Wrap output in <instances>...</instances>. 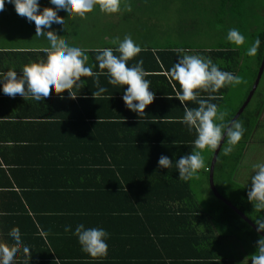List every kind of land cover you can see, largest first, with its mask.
Listing matches in <instances>:
<instances>
[{
	"label": "trees",
	"instance_id": "obj_1",
	"mask_svg": "<svg viewBox=\"0 0 264 264\" xmlns=\"http://www.w3.org/2000/svg\"><path fill=\"white\" fill-rule=\"evenodd\" d=\"M247 1L218 0V3L223 6L229 3V10L232 7L235 13L237 7ZM39 3L41 9L52 7L48 0H39ZM223 6L215 8L223 11ZM148 9L151 8L146 5L142 11L149 12ZM99 14L98 8L83 19L66 18L60 13L65 20L62 26L74 31L92 22L96 24ZM34 30V22L29 23L19 16L5 0L4 10L0 11V41L13 39V35L16 37L19 33L32 35ZM250 35L252 41L261 40L257 54L253 56L258 67L252 85L239 107L223 121H218L220 123H228L234 118L247 99L261 66L264 23L257 25ZM242 52L229 46L204 50L176 47L161 52L142 50L127 65L133 66L142 60L145 79L150 81L149 90L155 92L153 102L144 110L145 116L138 117L125 107L122 89L112 93L117 95L115 100L105 96L106 101L103 98L94 101L105 103L104 107L98 115L88 114L96 121L89 120L92 121L90 124L84 122L81 127L75 124V132L80 134L78 138L67 135L70 127L66 120L54 124L56 137L42 136L38 141L27 137L15 151L13 163L18 168L15 166L9 176L0 171V243L11 246L7 234L12 228H19L22 246L31 249L29 259L21 251L15 264H56L57 258L59 264H227L225 253L218 250L229 245V238L244 249L249 248L254 255L261 236L217 198L206 207L195 195L194 177L187 181L178 179L175 160L193 150L196 132H189L181 122L183 107L175 98L179 84L170 83L167 76L178 55L211 59L220 70L237 76ZM5 53L0 52V62L5 60L8 54ZM113 54L119 55L114 50ZM85 55L88 57L86 66H91L95 73L106 72L96 65V50ZM173 84H176L175 90ZM258 90L259 87L238 119L245 129L241 140L228 155L224 154L223 145L214 176L218 192L254 224L259 213L247 199L249 187L239 183L236 175L246 147L261 125L264 91L258 93ZM196 91L199 95L185 103L198 107V100L208 99L211 95L214 99L210 102L222 112L231 85L215 93ZM76 113L80 114L78 117H86ZM53 131L54 128L48 127V133L54 134ZM56 148L63 154H56ZM25 150L33 154L28 153L24 156H29L27 159L19 161ZM212 150L214 153L215 149ZM161 155L173 161L168 169L158 168ZM50 163L46 172L42 164ZM210 165L211 162L205 168L208 186ZM3 176L6 181L2 182ZM197 181L199 183V179ZM25 197L32 198L31 210L24 203ZM260 215H264V210ZM78 224H84L86 228H103L109 233L106 255L91 257L81 251L77 237L73 235ZM68 226L70 230L65 231Z\"/></svg>",
	"mask_w": 264,
	"mask_h": 264
},
{
	"label": "clouds",
	"instance_id": "obj_2",
	"mask_svg": "<svg viewBox=\"0 0 264 264\" xmlns=\"http://www.w3.org/2000/svg\"><path fill=\"white\" fill-rule=\"evenodd\" d=\"M14 7L15 12L34 22L35 37L45 38L51 42L50 50L47 51L46 62L31 63L20 69L21 75L15 70L0 71V92L15 98L19 95L24 101H35L47 106L53 93L63 98L61 94L67 90L68 97L75 99L74 88L79 89L84 84L81 78L85 76L99 75L93 73L91 67L86 66L88 57L83 54L79 47L70 46L51 30L55 24L62 26L66 18H86V14L94 9H99L104 14H114L120 10L121 0H48L52 7L41 9L39 0H7ZM5 0H0V11L4 10ZM63 14V17L60 15ZM225 39L236 46L244 43L245 37L237 28H230ZM261 45L260 38H256L246 49V55L255 56ZM141 47L130 36H125L119 41L114 55L111 48L97 49L95 61L98 69L106 70L108 83L123 86L122 100L125 107L136 113L138 117L145 116V108L150 105L155 96L150 91V81L145 79L146 73L142 68L143 61L138 60L135 65L128 66L127 62L141 52ZM182 51V50H181ZM170 83L175 81L179 84L175 98L183 107L184 115L181 122L188 131L195 130L196 138L192 142L193 150L175 160L178 179L187 181L197 175L198 170L204 166L202 151L216 149L223 140L224 154L228 155L233 147L241 140L245 129L238 120L228 123H220L224 120V113L218 112L217 105L211 103L214 99L211 95L208 99L197 101L198 107H191L186 101L194 100L198 91L215 93L226 85L240 83V77L231 72L220 70L211 59L202 58L198 55H178L177 62L167 71ZM127 86L124 88V86ZM176 89V84H173ZM107 90L99 87L92 93L94 98ZM173 161L166 155H161L157 161L158 168L168 169ZM254 173V175L252 174ZM250 175L251 186L247 191V199L259 213L254 220L257 232H264V163L252 166ZM70 226L65 228L69 231ZM12 245L0 243V264H15L17 257L23 252L26 258H30V248L22 246L19 228H12L8 232ZM73 235L77 237L81 251L91 257L104 256L107 254V239L109 233L103 228H86L84 224H78ZM252 264H264V236L256 242V252L249 257ZM248 259V260H249ZM248 260L246 264H248ZM59 264V258L56 260ZM245 261V260H244Z\"/></svg>",
	"mask_w": 264,
	"mask_h": 264
},
{
	"label": "crops",
	"instance_id": "obj_3",
	"mask_svg": "<svg viewBox=\"0 0 264 264\" xmlns=\"http://www.w3.org/2000/svg\"><path fill=\"white\" fill-rule=\"evenodd\" d=\"M129 6L131 7V12L128 14L130 22H132L131 19H134V22L141 23L139 19L142 17V14H139L138 10L143 7V4H129ZM119 13H121V10H119ZM100 19H103L102 22L108 23L113 19V17L112 14L103 13L100 15ZM135 24L133 25L135 26ZM89 26L90 24H88L87 28L74 31L68 26L56 25V28L52 27L51 30L56 31V34L61 36L60 38L67 42L70 46L79 47L84 55L89 53L91 50L94 51L103 48H111L112 50L116 51L119 41L123 40L125 36H130L132 40L141 47L142 50L161 52L176 48L174 44L161 46L160 44L156 45L155 43H152L154 36L149 33L147 28L144 29L145 26L141 28L136 27L137 31H134L132 34L125 33L122 36H120V31L117 32L119 35L115 36L114 31L107 30L106 32L104 31V34H101V37L98 38H89L85 36L86 32L90 29ZM34 35L35 30L33 31L32 35L28 33H19V35L14 37L15 39L18 37H25V40L22 41L24 46L18 45V43L15 45H6L5 47H0V52L8 53L4 58L5 60L0 62V71L6 72L7 70L12 69L15 70L19 76L21 75L20 69H22L25 65L46 62V50H50L51 42L43 37L37 38ZM150 41L151 43H149ZM17 53L21 55L15 56ZM85 63L87 64L88 62L86 61ZM93 73L95 74V71H93ZM81 79L85 81V83L81 84L79 89H73L77 95L75 99H70L68 97L67 90H65V92L61 94L63 98H60V96L53 93L50 101L47 103V106H42V104L31 100L24 101L19 95H17L15 98H11L0 92V171H4L7 176L11 175L10 172L15 168V166H17L16 163H13V159L17 153H15V151L27 137L37 141L41 139L42 136L49 138L56 137L57 130L56 126L54 125L55 123L59 124L60 122H64L63 120H66L70 127V132L67 133V135H71L73 138H78L80 134H76L74 129L75 124H79L81 127V124H85L84 122L90 124L92 121L89 120L96 121L94 119H90L88 114L96 113V115H98V111L104 107L105 103L100 102L102 99L99 101L100 103H94V101L105 96L110 100H115L117 95L112 93L114 91L117 92L118 90L121 91L123 89V86H113L109 84L106 72H102V74H99L98 76H85ZM99 87H104L107 91L94 98L92 93L98 91ZM76 111L82 115L84 114L86 117H78L80 114L76 113ZM260 121V128L257 129L252 140L247 145L244 152L243 161L238 174L236 175V180L243 185H245V183H242L239 180V176L242 175L241 173H250L254 164L264 163V112ZM48 127L54 128V134H52V132L48 133ZM71 129L73 132H71ZM69 144L71 145V143ZM31 146L33 147L36 157H39L40 154H36L34 146ZM57 149L58 148L54 149L56 154H63L61 149L59 151H57ZM28 153L33 154V152H28V150H25L20 154L22 157L19 158V161H22L25 158L27 159L29 156H24ZM243 162H248L250 167H247V164H244ZM51 164L52 163L42 164L46 172L50 168ZM17 168L18 166L16 169ZM252 174L254 175V173ZM249 178L247 181L251 182ZM1 181H6L5 176L2 177ZM245 186L250 187V185ZM31 202L32 198L29 197L24 200L26 207L30 210L32 209L30 205L32 204ZM227 241H229V245L227 247L222 246L220 250H218L219 253H221V251H223V253L227 251V254L225 253L223 255L227 260V264H231L232 261L233 264H246V261L252 255L247 253L244 247H242V245L238 244L236 241H233L232 238L227 239ZM216 249H219V247H216ZM234 254L237 255L234 256ZM230 256L233 258V260H230ZM248 264H252L250 259L248 260Z\"/></svg>",
	"mask_w": 264,
	"mask_h": 264
},
{
	"label": "rangeland",
	"instance_id": "obj_4",
	"mask_svg": "<svg viewBox=\"0 0 264 264\" xmlns=\"http://www.w3.org/2000/svg\"><path fill=\"white\" fill-rule=\"evenodd\" d=\"M135 3H142L144 5L138 10V13L142 14V17L139 19L141 23L134 22V19H131L132 22H130L128 16V14H130L129 12H131L129 4ZM146 5L148 8H151L148 10L149 12L140 11L145 10ZM227 5H229V3H226V6L221 5L218 3V0H121V13L118 11L112 14L113 19L105 23L102 22L103 19H100V15L103 14L100 12L98 15V22L96 24L93 22L90 23V29L86 32L85 36L89 38H98L107 30L114 31L115 36L119 35L117 32L120 31V36H122L125 33L132 34L134 31H137L136 27L141 28L145 26L144 29L147 28L149 33L154 36L152 43L156 45L160 44L161 46H165L174 44L175 47H193L199 48L200 50L215 49L225 46L241 49L243 52L241 55V64L239 65L237 73V76L240 77V83L235 86L231 85L230 94L222 110L225 114V118L243 102L252 85L255 71L258 67L255 58L246 55V49L253 42V39L250 38L252 31H254L257 25L262 26L264 23V0H248L244 5H239L235 13L232 7L230 11ZM218 6H223L224 10L217 11L215 7L219 8ZM202 14L204 16H202ZM206 16H208V18L205 20ZM133 24H135V26ZM87 26L88 24L84 25V27L82 26V28H86ZM53 28H56V26ZM230 28H237L239 32L244 35L245 41L242 45L236 46L225 39L227 31ZM78 29L81 30V28ZM14 37L15 35H13V39L1 40L0 47L18 43V45L24 46L22 41L25 40V37H18L17 39ZM149 43H151V41ZM263 91L264 75L259 84L258 93H263ZM212 153V149H205L202 151L201 155L204 160V166L198 170L197 175L192 179L195 195L206 207L216 202V197L208 186L207 174L205 172V168L209 162H211ZM243 163L247 164V167H250L248 162ZM251 173L252 171L250 173H241L242 175L239 176V180L245 183V185L251 186V182L247 181ZM198 179L199 183L197 181ZM250 246L253 247L251 243ZM246 251L250 255L253 254L249 248ZM221 252L223 253V251ZM225 253L227 254V251H225ZM236 255L237 254H234V256ZM230 260H233L231 256ZM231 264H233V261Z\"/></svg>",
	"mask_w": 264,
	"mask_h": 264
},
{
	"label": "water",
	"instance_id": "obj_5",
	"mask_svg": "<svg viewBox=\"0 0 264 264\" xmlns=\"http://www.w3.org/2000/svg\"><path fill=\"white\" fill-rule=\"evenodd\" d=\"M264 74V54H263V59H262V63L261 66L259 68L256 80L247 96V99L245 100V102L243 103V105L241 106V108L238 110V112L236 113V115L234 116V118L231 120H238L241 115L244 113L245 109L248 107V105L250 104V102L252 101L258 87L259 84L261 82V79L263 77ZM230 121V122H231ZM224 145L223 140L221 141V144L218 145V147L214 150L213 153V157H212V161H211V165H210V170H209V188L211 190V192L213 193V195L220 201H222L223 203H225L227 206H229L235 213H237L245 222H247L256 232V226L255 224L250 221L243 213H241L234 205H232L227 199H225L217 190L216 185H215V181H214V176H215V169H216V165L218 162V158L221 152V149ZM258 233V232H257ZM260 236H264L263 232H259L258 233Z\"/></svg>",
	"mask_w": 264,
	"mask_h": 264
}]
</instances>
